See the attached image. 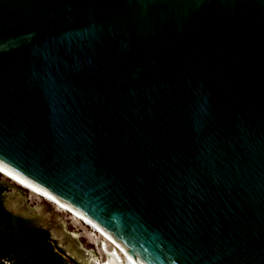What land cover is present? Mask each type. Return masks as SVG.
<instances>
[{
	"label": "water",
	"instance_id": "water-1",
	"mask_svg": "<svg viewBox=\"0 0 264 264\" xmlns=\"http://www.w3.org/2000/svg\"><path fill=\"white\" fill-rule=\"evenodd\" d=\"M0 187L68 264H264V0H0Z\"/></svg>",
	"mask_w": 264,
	"mask_h": 264
},
{
	"label": "trees",
	"instance_id": "trees-1",
	"mask_svg": "<svg viewBox=\"0 0 264 264\" xmlns=\"http://www.w3.org/2000/svg\"><path fill=\"white\" fill-rule=\"evenodd\" d=\"M5 191L0 187V196ZM26 226L24 220L12 217L0 201V264H64L48 244L46 231Z\"/></svg>",
	"mask_w": 264,
	"mask_h": 264
},
{
	"label": "flooded vegetation",
	"instance_id": "flooded-vegetation-1",
	"mask_svg": "<svg viewBox=\"0 0 264 264\" xmlns=\"http://www.w3.org/2000/svg\"><path fill=\"white\" fill-rule=\"evenodd\" d=\"M3 195H4V193L1 194V196H0V201H1V203H2V206L4 207L3 202H2ZM4 209H5V210H6V211H7L12 217L22 219L21 217L15 216V215H13L12 213H10L5 207H4ZM22 220H24V219H22ZM26 227H30V228H33V229H40V230H43V229H41V228L32 227V226H29V225H27ZM43 231H45V230H43ZM46 233H47V232H46ZM47 235L49 236L48 233H47ZM48 244H50L51 248L53 249V252L57 253V255L60 257V259L62 260V262L64 261V262H63L64 264H68V263L65 261V259L61 256V254H65V252H64L62 249H60L58 246H56V245L53 243V241H51L50 236H49ZM69 259L71 260L72 264H79V263L76 262L73 258H69ZM4 262H5V261H4Z\"/></svg>",
	"mask_w": 264,
	"mask_h": 264
}]
</instances>
